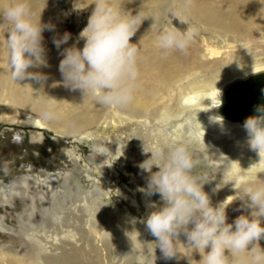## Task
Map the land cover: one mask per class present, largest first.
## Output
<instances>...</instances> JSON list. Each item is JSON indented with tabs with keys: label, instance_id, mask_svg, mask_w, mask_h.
Returning <instances> with one entry per match:
<instances>
[{
	"label": "rangeland",
	"instance_id": "obj_1",
	"mask_svg": "<svg viewBox=\"0 0 264 264\" xmlns=\"http://www.w3.org/2000/svg\"><path fill=\"white\" fill-rule=\"evenodd\" d=\"M188 2L163 4L166 19L157 27L156 40L169 29L186 33L190 25L199 28L193 42L200 49L208 44L215 62L192 81L215 83L264 65V27L254 25L238 39L226 34L221 43L202 24L189 22L185 13ZM54 3L65 15L62 34H70L66 44L81 48L82 40L77 41L90 16L87 2ZM7 87H12L8 81L0 91V193L7 201L0 204V220L8 227L0 231V264H45L52 258L61 262L67 254L81 264H165L154 243L156 238L142 223L153 210L150 205L161 203L158 194L149 197L141 191L150 175L147 165L159 164L151 157L157 147L168 151L176 144H184L198 162L193 174L203 178V190L211 205L215 207L223 197L224 180L230 179L220 161L222 156L214 150V143L189 140L185 131L176 136L173 130L180 124L184 126L185 119L166 123L159 118L139 122L120 117L122 123L94 124L76 135H61L49 128L40 115L14 103H4L2 99L9 96ZM35 123H41V127ZM183 129L188 130L186 126ZM227 142L232 144L234 140ZM94 146L109 147L113 155L108 159L99 156ZM145 161L146 171L140 167ZM156 170L153 167L152 171ZM240 175L239 181H233V189L264 183V177L253 180L243 170ZM17 183L23 185L21 195L12 190ZM70 225L79 229L78 246L84 249L71 251L66 245L70 237L56 234ZM52 242L54 246L64 244V249L52 251ZM179 258L177 254L172 259ZM198 258V254L194 256Z\"/></svg>",
	"mask_w": 264,
	"mask_h": 264
},
{
	"label": "bare ground",
	"instance_id": "obj_2",
	"mask_svg": "<svg viewBox=\"0 0 264 264\" xmlns=\"http://www.w3.org/2000/svg\"><path fill=\"white\" fill-rule=\"evenodd\" d=\"M55 1L46 0V5H44V0H25L32 9L34 22H40L44 26L42 46L45 49L47 66L27 69L28 73H38V76H25L22 80H13L9 52L6 43H4L6 31L4 27H0V91L5 88L6 81L12 85V87H7L9 96L3 98V102L14 103L40 115L49 128L61 135H76L80 129L94 124L115 123L116 121L122 123L120 117L127 120L136 119L139 122H153L159 118L158 121L166 123L173 119H185L184 126L188 130L183 129L184 126L180 124L173 130V133L179 136L185 131L189 140L204 142L207 145L214 143V150L222 156L220 161L224 166L226 177L230 180L229 182L224 180L223 197L219 203L225 201L227 223H232L239 215H248L250 210L244 208L243 202L240 200L243 198L240 192L242 187L233 189L235 185L233 181H239L242 170L248 174L249 178L262 180L264 177V153L260 154V160L258 153L250 149L244 124L229 121L219 115L218 100L220 104L221 93L228 85L243 79L248 74L264 71V65L232 78L227 75L229 77L219 79L215 83L192 81L196 74L204 73L210 63L211 67L212 62L214 65L215 61L211 60L213 59L212 52L207 50L208 44L200 49L198 43L192 42L186 52L173 49L167 54L156 44L158 43L156 40L157 27L166 19L162 9L163 4H167V1L173 3L175 0H118L119 3L124 4L123 8L126 11H131L133 15L139 12L144 18L136 34L130 40L131 43L138 44L140 49V77L135 100L131 106L123 110L105 107L90 96H83L79 90H71L63 84L62 76L58 70L59 62L63 58L61 52L64 48L72 45L61 44L58 49L53 42L62 38V23L65 17L58 11ZM77 1L80 3L86 1V8L91 15L95 7L92 4L93 0ZM9 3H15V0H0V8ZM185 10L186 14L188 12V20L191 24L194 22L202 24L217 38H220L221 43L226 40V34L234 35L238 39L254 25L264 27V0H224L222 3L211 0H191V3L186 4ZM83 43L82 40L81 48ZM200 53H202L201 56H199ZM46 113L51 114V118H46ZM35 124L41 127V123ZM58 126L61 129L57 128ZM227 139L234 140V142L228 144ZM230 148L233 150L232 152H229ZM224 156L227 157L224 158ZM22 186L17 183L12 190L21 195ZM4 196L5 194L0 193V204L7 202L4 200ZM261 226L264 227V220H262ZM65 227V230L56 234L62 233L64 236L70 237L71 242L66 245L70 246L71 251L84 249L82 246H78L80 238L77 237V232L79 229L71 225ZM6 228L8 227L0 220V231H7ZM48 238H52V236H48ZM178 239L182 244L186 242V237L183 234ZM54 242H56L55 239ZM259 244L261 248H264V239L260 240ZM63 246L64 244L54 246V243H51L52 251L64 249ZM179 253V259H165V264H188V259L185 256L190 253L185 252L182 247L179 249ZM61 255H64L63 251ZM196 255L194 253L192 258L194 259ZM195 260L198 261L199 258ZM45 264H81V262L73 255L67 254L61 259V262L52 258Z\"/></svg>",
	"mask_w": 264,
	"mask_h": 264
},
{
	"label": "clouds",
	"instance_id": "obj_3",
	"mask_svg": "<svg viewBox=\"0 0 264 264\" xmlns=\"http://www.w3.org/2000/svg\"><path fill=\"white\" fill-rule=\"evenodd\" d=\"M92 4L95 7L77 41L83 40V47L73 44L64 48L58 70L66 88L79 90L83 96L88 95L105 107L123 110L135 100L140 77V49L130 40L144 18L139 12L133 15L126 11L118 0H93ZM0 27L6 29L5 42L13 80L38 76V73H28L27 69L47 66L42 46L44 26L34 22L29 4L25 0H15L0 8ZM198 35L199 28L194 24L186 33L169 29L159 35L158 44L165 54L173 49L186 52ZM69 39L70 34L65 33L53 42L59 49ZM257 111L259 114L248 117L243 127L250 149L256 151L261 160L264 109ZM45 116L51 118V114ZM93 151L106 159L113 155L105 146H94ZM151 157L159 164L147 165L150 175L146 188L141 191L149 197L158 194L161 203L160 206L150 205L153 210L142 223L156 238V248L165 259L177 257L182 247L190 253L185 256L188 264H264V248L259 244L264 239L261 226L264 183L242 186L240 200L250 212L227 223L225 201L215 207L211 205L209 195L203 190V178L193 174L198 162L184 144H176L168 151L157 147ZM147 161L140 165L143 170ZM153 167L157 169L154 172ZM181 234L186 237L183 244L178 239ZM194 253L200 256L198 261L192 258Z\"/></svg>",
	"mask_w": 264,
	"mask_h": 264
},
{
	"label": "water",
	"instance_id": "obj_4",
	"mask_svg": "<svg viewBox=\"0 0 264 264\" xmlns=\"http://www.w3.org/2000/svg\"><path fill=\"white\" fill-rule=\"evenodd\" d=\"M264 109V71L252 73L228 85L221 93L218 113L229 121L244 124Z\"/></svg>",
	"mask_w": 264,
	"mask_h": 264
}]
</instances>
